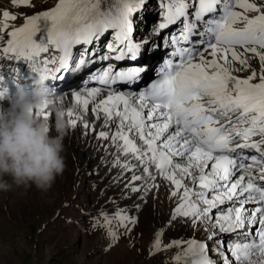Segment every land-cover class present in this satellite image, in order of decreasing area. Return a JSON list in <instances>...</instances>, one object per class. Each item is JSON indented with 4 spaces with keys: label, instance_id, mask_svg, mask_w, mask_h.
<instances>
[{
    "label": "snow or ice",
    "instance_id": "1",
    "mask_svg": "<svg viewBox=\"0 0 264 264\" xmlns=\"http://www.w3.org/2000/svg\"><path fill=\"white\" fill-rule=\"evenodd\" d=\"M10 3L35 7L33 0ZM146 3L58 0L24 14L20 26L10 23L20 17L3 10L0 61L11 62L12 72L0 70V99L21 77L53 82V95L67 84L69 124L82 121L108 141L103 146L114 149L112 167L132 174L125 187L140 192L135 182L143 181L145 191H158V178L167 182L169 199L175 198L167 227L179 218L193 235L165 243L160 230L150 255L175 248L171 264H264V0H157L152 34L171 50L156 78L135 88L149 65L133 62L160 47L134 38V16ZM74 56L75 69L86 61L100 65L83 87L66 80ZM51 115L45 109L43 118ZM101 215L100 226L117 240L112 218ZM114 218L131 232L134 218L123 210Z\"/></svg>",
    "mask_w": 264,
    "mask_h": 264
},
{
    "label": "rangeland",
    "instance_id": "2",
    "mask_svg": "<svg viewBox=\"0 0 264 264\" xmlns=\"http://www.w3.org/2000/svg\"><path fill=\"white\" fill-rule=\"evenodd\" d=\"M36 1L39 0H33V3ZM14 9L10 0H0V13L9 10L20 17ZM157 18L155 15L152 20ZM21 19L10 23L18 24ZM160 58L161 55L154 57L155 60ZM151 74L149 78L153 72ZM73 169L74 165L67 164L64 173L73 175ZM64 173L60 176L61 185H57L55 180L47 192L39 191L35 186L0 192V264H142L146 259L143 250H147L150 235L141 222L138 225V233L141 235L135 237L136 246L121 244L107 254L103 253L98 243L100 234L96 233L109 231V228L104 226L97 232L89 228L86 231L80 229L79 225L85 227V221L90 215L89 212L84 217L80 207L94 210L93 205L105 203L108 196L103 200L106 194H101L96 185L95 190L91 189L92 183L89 180H83L82 185L73 190L75 185L71 177ZM96 224L95 221L89 226L96 228ZM121 235L123 242L126 240L129 243L125 230ZM228 237L225 236L226 239Z\"/></svg>",
    "mask_w": 264,
    "mask_h": 264
},
{
    "label": "clouds",
    "instance_id": "3",
    "mask_svg": "<svg viewBox=\"0 0 264 264\" xmlns=\"http://www.w3.org/2000/svg\"><path fill=\"white\" fill-rule=\"evenodd\" d=\"M68 108L39 78L20 83L0 99V192L33 186L47 192L63 175L64 141L71 130ZM45 109L51 119L43 118Z\"/></svg>",
    "mask_w": 264,
    "mask_h": 264
},
{
    "label": "bare ground",
    "instance_id": "4",
    "mask_svg": "<svg viewBox=\"0 0 264 264\" xmlns=\"http://www.w3.org/2000/svg\"><path fill=\"white\" fill-rule=\"evenodd\" d=\"M152 1L153 0H147V2H149L148 4H150V2L152 3ZM146 9H148V7L144 8V10ZM153 17V12L148 10L145 12V15L142 19L144 25L139 24V26H141L143 29L144 34L147 32H145V29L148 24L154 23L151 22L153 21ZM138 36L141 37L142 33H138ZM159 39L160 37H156L155 39H150V41H155L160 45L161 42ZM156 53L160 55V47L157 48L155 53L152 52L150 54H148V51L145 49L143 52V59L140 60V64H145L146 62L144 59H147V57L149 58L148 60L151 58L152 62L157 61V59H154ZM0 64L7 65L3 69H0L6 75L12 72V68L10 67L11 62L0 61ZM252 67L259 71L258 59L252 62ZM83 72L80 71L76 73L72 79L68 81V84L75 85L76 82H81L82 79L78 80L77 78ZM150 74V70L146 74H142L143 78H145L142 79L141 82H145ZM119 87L123 88V86ZM61 90L68 91L67 84L63 85ZM63 99L65 101L66 107L73 106V101H71L69 98L63 97ZM51 118L52 116L50 119ZM85 118L91 122L93 119L91 112H89ZM66 119L68 120L69 117L66 116ZM98 127L99 122H97V128ZM64 143L66 148V164L74 165V169L72 171L73 175L72 173H64V175H68L69 178L71 177V180L75 185L73 190L78 189V187L82 185L83 180H89L90 177H92L93 180L101 183L100 185L103 187L104 192L107 193L108 198L106 201L115 199H117L118 202L121 201V203L118 204V211L123 210L127 216L133 217L135 214L134 208L140 209L137 214V218L138 221L143 225L144 229L147 230L146 232L150 235L149 243L151 245V251L154 241V234L160 230H163L164 232L162 239L165 243H168L172 239L181 237L189 238L193 235L192 230L187 225L181 224L179 218L173 222L174 226L167 227V222L171 216L172 209L175 207V198L171 200L169 199V189L167 182L158 178L157 182L160 184L158 191L156 189L145 191L143 188H141L140 192H134L131 190V185L129 187H125V184L128 183L132 174L123 173V175H121L122 169L119 167H112V161L114 157L111 153L114 151V149L108 148L105 150L103 145H107L108 141L98 140L94 132L83 128L82 121H78L75 128L71 127V130L68 136L65 138ZM93 175H95V177ZM56 181L57 185L60 186V176L56 178ZM139 182L140 181H136L135 184L139 186ZM57 185L55 187H57ZM138 197H143L144 201L139 202L138 200H135V198ZM106 204L107 203L101 202V206H105ZM197 237L201 239L203 238L199 233H197ZM176 251L177 250L173 248L168 251L157 252L154 255H150V257L146 256V259L142 264H165L166 261H168V264H171L170 258ZM107 253L108 252L105 254ZM213 258L215 259L216 257L213 256Z\"/></svg>",
    "mask_w": 264,
    "mask_h": 264
}]
</instances>
